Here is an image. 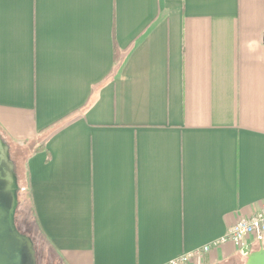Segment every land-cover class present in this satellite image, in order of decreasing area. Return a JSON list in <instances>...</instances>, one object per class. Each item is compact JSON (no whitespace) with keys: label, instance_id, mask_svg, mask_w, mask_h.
Returning <instances> with one entry per match:
<instances>
[{"label":"crops","instance_id":"obj_1","mask_svg":"<svg viewBox=\"0 0 264 264\" xmlns=\"http://www.w3.org/2000/svg\"><path fill=\"white\" fill-rule=\"evenodd\" d=\"M0 132L61 264L219 239L264 207V0H0Z\"/></svg>","mask_w":264,"mask_h":264},{"label":"water","instance_id":"obj_2","mask_svg":"<svg viewBox=\"0 0 264 264\" xmlns=\"http://www.w3.org/2000/svg\"><path fill=\"white\" fill-rule=\"evenodd\" d=\"M20 191L10 146L0 133V264H38L32 238L16 225ZM246 264H264V246L245 250Z\"/></svg>","mask_w":264,"mask_h":264},{"label":"built area","instance_id":"obj_3","mask_svg":"<svg viewBox=\"0 0 264 264\" xmlns=\"http://www.w3.org/2000/svg\"><path fill=\"white\" fill-rule=\"evenodd\" d=\"M250 239L256 241L261 247L264 246V207L251 217L237 221L229 227L223 237L193 251L185 252L166 264H189L192 261H202L213 248L220 247L227 242H232L243 251L249 249Z\"/></svg>","mask_w":264,"mask_h":264},{"label":"trees","instance_id":"obj_4","mask_svg":"<svg viewBox=\"0 0 264 264\" xmlns=\"http://www.w3.org/2000/svg\"><path fill=\"white\" fill-rule=\"evenodd\" d=\"M116 58H117V54H116ZM2 136L10 146L11 158L15 163L16 173L18 176L20 191L18 192L19 205H18L17 213L20 214V217H22V220L25 221V223H29V219L32 215V210H31L32 204H31V193L29 190L27 161L30 154L41 150L43 147L38 146L36 148H33V145L31 143L19 144L7 139L3 134ZM21 232L30 236L34 241V238L33 236H31V234L25 233L23 231ZM36 255H37V263L43 264V262L38 257V253H36Z\"/></svg>","mask_w":264,"mask_h":264},{"label":"rangeland","instance_id":"obj_5","mask_svg":"<svg viewBox=\"0 0 264 264\" xmlns=\"http://www.w3.org/2000/svg\"><path fill=\"white\" fill-rule=\"evenodd\" d=\"M16 225L20 231L33 236L36 253H38V257L43 262V264H61L58 255L39 234L36 222L33 220L32 215L29 219V223H25V221L22 220V217H20V214L16 213Z\"/></svg>","mask_w":264,"mask_h":264}]
</instances>
